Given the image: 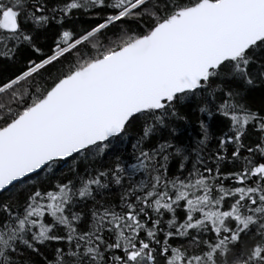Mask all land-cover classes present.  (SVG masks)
<instances>
[{
    "label": "snow or ice",
    "instance_id": "obj_1",
    "mask_svg": "<svg viewBox=\"0 0 264 264\" xmlns=\"http://www.w3.org/2000/svg\"><path fill=\"white\" fill-rule=\"evenodd\" d=\"M0 264H264V0H0Z\"/></svg>",
    "mask_w": 264,
    "mask_h": 264
}]
</instances>
